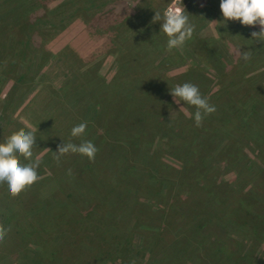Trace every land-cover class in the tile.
<instances>
[{
  "label": "rangeland",
  "instance_id": "obj_1",
  "mask_svg": "<svg viewBox=\"0 0 264 264\" xmlns=\"http://www.w3.org/2000/svg\"><path fill=\"white\" fill-rule=\"evenodd\" d=\"M116 1L119 10L112 0H0V82L3 81L0 83V143L21 129L32 132L36 136L33 157L31 161L21 158V162L39 161V179L18 196L11 197L7 192V184H0V225L11 229L0 241V264L25 263L21 259L16 262L18 258L13 255L18 243L16 234H13L16 214H19V218H25L24 223H36L37 219H31L32 212L23 215V206L27 207L25 204L31 203L33 196L51 202L54 192L56 199L64 204L57 212L55 231L51 234L54 238L47 243L51 250L57 249L60 260L56 264H193L190 251H184L186 255L182 253L185 262L177 254L176 249L179 247L176 246H179L181 239L178 233L180 227L185 229L189 237L205 239L207 243L213 238L222 240L223 237L232 241L230 249L225 250L230 256L228 261L224 260L225 264H257L264 261V243L255 241L254 233L240 232L235 224L223 220L218 223L224 215L220 202L214 204L212 201V206L216 205L220 211L219 216L216 214L213 218L212 226L206 223L205 227H196V218L185 220L183 215L193 207L195 201H202V196L211 190L218 197L223 194L220 199L226 195L234 197L240 192L247 193L249 198L246 210L249 211L264 205V135L250 133L252 125L248 119V110L246 114L242 112L238 121L232 120L229 112L234 110L231 106L233 99H237L236 102L242 100L240 96L243 94L244 101H247L244 110H250L255 101L260 104L254 108L259 111L264 125V43L251 40V33L259 32V26H241L238 21H229L226 26L216 25L212 22L221 21L220 0H181L194 31L191 39L186 41V48L182 46L169 51L167 37L160 31L158 22L153 23L151 19L155 12L163 14L177 6L179 0ZM14 5H17L14 10L21 13L26 8L27 11H34L44 5L48 7L46 15L34 21L38 29L36 33L30 35L28 26L23 29L24 40L21 41L26 42L34 37L35 47L27 42L28 48L25 49L23 44L12 40L15 35L4 30L23 19L20 18L24 14L3 13L4 7V12H8ZM110 9L116 11L102 19L100 16ZM194 15L197 17L195 22ZM96 18H99L98 21ZM30 47L33 48L31 54ZM237 49L241 52L250 51L251 58L247 61L239 59L235 54ZM39 56L42 58H36ZM18 59L27 62L24 64L26 68L22 67V62H15ZM14 65L16 76L26 70L23 73V84L18 86L13 78H7L6 73ZM131 81H135L129 84L133 86L132 95L124 102V109L132 100L129 112L151 111L152 106L149 107L147 103V92H157L159 85L158 90L162 89L161 99L171 101V107L174 105L185 115V119L176 125L166 120V117H158L160 113L152 114L146 120L145 127L153 126L159 130L152 132L154 140L147 146L150 152L156 150L162 159L161 163L180 171L184 182H181L179 175H171L168 181L171 185L161 196L163 198L148 197V201L144 202L142 199L134 200L141 193L134 192L135 186L126 184L123 192L129 191L124 192L128 196L125 199L128 201L125 204L127 210L117 213L121 215L119 226H107L108 223L98 225L95 217L88 219L85 216L89 207L95 209V200L88 201L92 197L91 192L82 194L84 189H77L71 182L73 173L63 174L65 170L75 171L70 168L74 162L80 165L89 160L78 154H68L58 163L53 153L62 143L80 144L91 137L87 131L81 137H71L74 126L92 120V111L90 114L85 112L91 103H94L93 108L96 102L102 101L100 126H112L113 119L106 116L113 113V106L107 100L114 98L113 90ZM184 83L196 85L202 97L216 108L214 113L204 118L200 127H196L194 120L190 119L189 113H194L195 108L183 102L176 104L170 95L174 87ZM62 88L79 90L78 94L69 90L68 93L75 97L73 100L65 98L61 101L60 98H63L59 89ZM12 94L16 96L12 98ZM134 95L138 100L134 99ZM155 110L162 111V107H155ZM219 110L223 115L214 117ZM125 113L126 110L123 112L119 109L117 115L123 118ZM44 120L48 122L45 124L48 131L43 130L47 135H43L42 129L36 130L34 124ZM230 122L237 126L229 127ZM129 123L132 124L133 120ZM176 130L181 135L175 134ZM164 131L170 134L166 138ZM201 136H205L208 142L212 137V141L207 145ZM199 147L208 150L205 163L197 166L196 162H190L189 159L191 152L200 151ZM111 148L114 151L117 149L115 146ZM49 179L56 181L53 182L56 189L51 194L49 189L52 190V186L49 182L52 181ZM153 180L157 179L154 177ZM59 182L63 183L62 186L67 183V190H57ZM166 210L168 214L164 225L159 226L158 218L161 215L157 212L165 213ZM170 214L173 217L166 222ZM136 217L145 220L143 224L141 222L142 225L133 224L139 220ZM66 221L74 225L70 233L67 232ZM224 225L229 231L221 230ZM88 227L92 230H88ZM147 231L153 236L148 237L149 240L144 243L142 236ZM118 235L122 238L118 245L109 244L103 248L105 250H101L103 241L107 242ZM36 241L31 239L25 242V249H20V254L26 252L31 255L30 251L40 249ZM74 248H78V253L72 255ZM100 252H104L103 255ZM201 260L203 263L220 264L223 259L216 253L215 258L211 255Z\"/></svg>",
  "mask_w": 264,
  "mask_h": 264
},
{
  "label": "trees",
  "instance_id": "obj_2",
  "mask_svg": "<svg viewBox=\"0 0 264 264\" xmlns=\"http://www.w3.org/2000/svg\"><path fill=\"white\" fill-rule=\"evenodd\" d=\"M16 1L21 2L22 0H16ZM112 2H114L113 4L116 5V9L119 10L117 6L118 1L112 0ZM5 4L6 2H4V5ZM16 7L17 5H14L13 8L8 10V12L7 11L4 12L5 10V7H4L3 13L12 14L14 12H17V14H21V15L24 14L20 18V19L22 18L23 19L17 24L8 26L4 30L10 33L11 35H15L12 38V40L13 41L16 40L18 44H23L25 49L28 48V43L30 44V46L35 47L34 42H33L34 37L30 38L26 42L21 41V40H24L23 29H26L25 26H28L27 30H29L30 35H33L34 33H36L38 29L36 28V22L34 21L42 19L46 15V10H48V7L44 5L43 7L36 9L34 11H27L28 8H26L24 9L22 13L19 10H14V8ZM61 7H63V5ZM115 11H116L115 9H110L108 13L101 15L100 17L105 18L106 16H108L112 12L114 13ZM196 18L197 17L194 15L193 17L194 22L196 21L195 20ZM98 19L99 18H96V21H98ZM145 23H147V21ZM158 24H159V29H160L161 22H158ZM16 29H17L16 31L17 34L14 33ZM185 44L183 46L186 48ZM32 47L29 48V54H31V52L33 51ZM21 55H23V53ZM41 55H45V54L42 53ZM36 58H42V57L39 56ZM15 62H18V63L22 62L23 64L22 67L26 68L24 64H27V62H23L19 59L16 60ZM237 63L241 64L239 61H237ZM215 64L216 63L214 62V65ZM9 70L10 71L6 72L8 74L7 78H13L16 86L23 84V80L25 77L23 73H25L26 70L25 72L21 73V75L19 76L15 75L16 65H14V68H11ZM1 82L3 81L1 80ZM133 82L135 81H131L128 84H121V85L119 84L120 86L117 87L115 90H113L115 92L113 94L114 98L110 97L109 100L105 99L109 102V104L112 103V106H113L112 108L113 113H111L110 116H106L110 119H113L111 121L112 126H109L108 124L107 126H103V125L100 126V124L102 123V120L100 118L102 114L101 108H103V106L101 105L102 101L100 99L99 101L101 102H96L93 108L92 106L94 103H91V106L87 108V110L85 111L86 114H90L91 111L93 113L92 120L86 123L87 125L86 133H91V137L87 141H91L98 149L95 159H94V161L95 160L96 161L94 163L90 161L89 162L84 161L80 165L77 162H74L73 165L70 166V168H73L75 170V171L71 170V172L75 176L74 177L71 174V182H73L76 185L77 189L79 190L84 189L82 194L84 192L85 193L91 192L92 197L89 198L88 201L92 202L95 200V209L92 207H89L90 210L87 211L85 216L88 219L89 218L94 219L95 217V219L97 220L96 223L98 225H102L103 223H108L107 226H115V227L119 226L120 224L119 217H121V215L117 213H122L123 211L127 210V206H125V204H127L128 201L125 199L128 198V196L125 193H128L129 191H124L125 193L123 192L126 184H131L132 186H135L136 190L134 192L141 193V195H139L138 197H134L133 199L134 200L142 199V202H144V201H148L147 200L148 197H150L151 199H154V198L158 199L159 197L163 196V193H165L166 190L169 189L171 185V183L168 182L171 175H179L181 178V182H184V176L180 175L182 174L180 171L175 170L172 167H169L168 165H166V163H161L162 159L156 150L154 152H150L147 146L149 142H152L154 140L152 132L154 131L156 133L159 130L154 128L153 126L150 128H145V127H146V120L148 119L149 115H152V114L160 113L158 117H162V118L166 117V120H171L176 125L182 119H185L184 118L185 115L174 105H172L171 107V104H172L170 103L171 101L161 99L162 89L160 88V90H158L160 87L159 85L158 87L156 86L157 92L155 91L153 93L150 91L147 92V94L149 93V97L147 98V103L149 107L152 106L151 111H147L145 113H140L138 111H133V113L129 112L130 106L132 105L131 104L132 100H130V104L128 105L126 104V109H124V106H125L124 102L127 101L129 98H131L130 96L132 95L133 86L130 87L129 84ZM245 83L247 84L248 81H246ZM224 86L225 85H223V89H224ZM129 87L130 89H128ZM63 88L59 89L60 92H62V98H63L61 99L59 97L60 100L64 101L65 98L69 100L70 99L73 100L75 98L74 95H70L68 93L70 89L69 88L63 89ZM78 90L72 89L70 90V92H74L75 94H78L77 92ZM258 92H261V90H259ZM152 94H154V96H152ZM16 95L18 98H20L17 93ZM16 95L14 94L12 98L15 97ZM55 96L57 95L55 94ZM240 97H242L243 101L239 99L236 102L237 99H233L231 103V106H233L234 110H229L230 118L232 120L234 119L238 121L240 119V115L242 114V112L246 114L248 110L250 114L248 119L251 122L250 125H252L250 133L254 135V133L257 132V135H264L263 134L264 125L259 116V111H257L254 108V106L256 105L259 106L260 104L257 101H255V105L250 110L249 109L244 110V106L247 105L246 104L247 101H244L243 94ZM134 99H137L135 95H134ZM142 99L143 98L139 100H142ZM61 101L60 103H63ZM140 106L142 107V104H140ZM160 106L162 107V111L158 112L157 110H155V107H160ZM119 109H121L123 112L126 110V113L123 118L118 117L117 115ZM226 112L227 111H224L225 114H229ZM133 114H136V115H133ZM222 115H223V112L219 110L216 112L214 117L216 116L221 117ZM131 120H133L132 124L129 123ZM118 121L120 122L122 121V122L119 123L118 125H113V124H117ZM47 123L48 122L44 120V121H40L34 124L37 126L36 130L39 131L42 129L41 131L43 133V130L46 132L48 131V127H46L45 125ZM228 125L229 127L237 126L233 122H230V124ZM238 125H240V123ZM113 126H118V128L115 129ZM92 127H96V129H93ZM98 132H101V133H98ZM176 133H178V135H181V132L177 130L175 134ZM43 135H47V134L43 133ZM164 135L166 138L170 134L164 131ZM178 135H175V136L179 137ZM98 137L99 139H97ZM201 137L204 139V141H206L207 145L208 143L212 141V137L210 138L209 142H208V139L205 138V136H201ZM108 140H112V141L107 142ZM112 146H115L117 148L116 151H114L111 148ZM199 150L200 151L196 150V152H191L190 153L191 160L189 159L190 162H196L197 166H199L202 163H205L206 158H207L206 150L208 149L204 150L203 148H200ZM132 151L135 152L134 155ZM260 155L263 156V153L261 152ZM258 160H261V159H258ZM68 172L69 170H65L63 174H68ZM154 177L157 180H153ZM143 179H146V180H143ZM53 182L56 183L55 180H53L52 182H49V185L52 186V190L49 189L50 194L54 192L56 189V186L54 185ZM59 183L60 184L57 185V190H62V191L64 189L67 190L68 188V186L66 185L67 183H64L65 187L62 186L63 183L61 182ZM89 183H92V184L89 185ZM71 186H74V185H71ZM218 194H221V193H218ZM52 196L53 197L51 199V202L43 201L42 197L33 196V199L30 201L31 203L25 204V205H28L27 207L23 206L22 208L23 215L27 216L28 213L32 212L31 219H37L36 223L34 224L30 222L24 223L25 218H21V217L19 218V214H16L14 232H13V234H16L17 240H18L16 249L14 248L13 250V255L16 258H18L16 262L20 261L21 259L23 262H25L24 264H56L60 260L59 259L60 257L57 253V249L52 248L51 250L47 246V243L52 238H54V237H51L52 236L51 234H53V232L55 231L54 226L56 225V222H57V212L59 211L58 209L59 208L62 209L63 208L62 205H64V204H61L62 201L56 199V192H54ZM222 196L223 194H221V196L219 195L218 197L215 191L211 190L209 193L202 196V199H203L202 201H199V202L195 201L192 205L193 207L189 208L188 211L184 212L183 214L184 219L191 220L193 218H196L197 219V223H195L196 227L198 226L200 228H202L203 226L205 227L206 223L208 226L209 225L212 226L213 221H214L213 218L215 217L216 214L218 216L220 214V211L218 212L216 205L212 206V201L214 202V204L217 202H220L222 204V211H224V215L219 218L221 220H219L218 223H220L223 220L226 223L229 222V223L235 224V226L239 228L240 232H245V231L247 233L252 232L254 233L255 241L261 242L260 244L264 243V207H262L264 205H261L260 206L261 208L256 206L255 208H253V210L249 211V210H246V206L248 205L247 202L249 198V195L247 193L240 192L234 197H232V195H226L223 199H220L222 198ZM162 198L163 197H161V199ZM251 200L252 199H250V201ZM209 203L210 205H208ZM232 203L235 204L234 207L232 206ZM155 208L159 209L158 207H155ZM111 210L116 213H112ZM36 213L38 215L35 217ZM157 213H160L161 215L158 218L159 220L158 224L159 226H162L164 225L165 216L168 214V212L166 210L165 213L163 211H158ZM50 214L52 215L53 218H51ZM112 217H116L118 220L115 221V218L113 219ZM172 217L173 215L170 214L166 222L170 220V218ZM136 218L139 219V217H136ZM68 221H66L65 226L67 227V232L70 233L73 230L74 225L70 222L67 223ZM144 221L145 220L141 218L137 220L136 222H133V224H141V222L143 224ZM215 226H217L216 223H215ZM87 229L92 230L89 227ZM182 229L183 227H180L178 231V233L181 234L180 235L181 239L178 242L179 246H176V248L179 247V249L178 250L176 249V251H177V254L180 256V260H182L183 262H185L186 259H184V257L182 256V253H184L185 255L187 254L184 251L191 252V256L194 259V262H192L193 264H208L207 261L203 263L201 259L203 258L206 259L208 256H211V255L213 258H215L216 253H219L221 258L223 259L220 264H225L226 261L224 262V260H227V261L229 260L230 256L225 250L230 249L232 241L226 240L223 237L222 240L213 238L210 240V243L209 242L207 243L205 239L202 240V239H196L194 237H189L184 232L185 229L184 230ZM221 230L229 231V228L224 225L221 227ZM221 230H220V233H222ZM233 230H235V228H233ZM152 236L153 234H150V232L147 231L145 233V236H142L144 243H146L147 240H149L148 237L151 238ZM31 239H33L34 241L37 240L36 244L37 246H40L41 248L38 250L30 251L31 255L25 254L26 252L24 254H20V249H25L24 243L29 242V240ZM121 239L122 238L118 235L116 238L111 239L107 242L103 241V246L101 247V250L105 246H108L109 244L115 243L116 245H118L119 244L118 241ZM200 242H201V245L200 247H198ZM101 243L102 242L99 243L100 246H101ZM89 248L91 249V247ZM76 253H78V248L75 249V252L72 253V255H75ZM100 253L103 255L104 252H100ZM18 254H20V257ZM241 260L244 261V259H241ZM263 263L264 261H260L257 264H263Z\"/></svg>",
  "mask_w": 264,
  "mask_h": 264
},
{
  "label": "clouds",
  "instance_id": "obj_3",
  "mask_svg": "<svg viewBox=\"0 0 264 264\" xmlns=\"http://www.w3.org/2000/svg\"><path fill=\"white\" fill-rule=\"evenodd\" d=\"M219 9L221 21L212 23L226 26L229 21H238L241 26H259V32L251 33V40L264 43V0H220ZM152 22H161L160 31L167 37L169 51L182 47L187 40L191 39L194 31V26L189 22V15L185 12L181 0L177 6L163 14L155 12ZM235 54L244 61L251 58L250 51L241 52L240 49H237ZM170 95L176 104L183 102L195 108V112L189 113V115L194 120L196 127H200L204 118L216 111L215 106L202 97L199 88L191 83L177 85L172 89ZM86 128V123L74 126L71 129V137L83 136ZM35 140L36 136L32 132L21 129L0 143V184H7V192L11 197L18 196L39 179L37 172L39 161L21 162V158L24 161H31ZM97 151L96 146L86 140L80 144L62 143L57 146V150L53 154L58 163L62 157L68 154H78L92 162ZM69 174H71V169H69ZM10 230V228L6 229L0 225V241Z\"/></svg>",
  "mask_w": 264,
  "mask_h": 264
}]
</instances>
